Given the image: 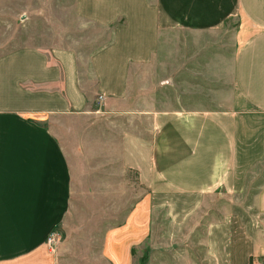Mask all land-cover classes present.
<instances>
[{
	"label": "crops",
	"instance_id": "crops-1",
	"mask_svg": "<svg viewBox=\"0 0 264 264\" xmlns=\"http://www.w3.org/2000/svg\"><path fill=\"white\" fill-rule=\"evenodd\" d=\"M74 5L101 32L0 25V264H264V183L252 228L235 211L264 161V0ZM235 17L240 109L169 108L160 51Z\"/></svg>",
	"mask_w": 264,
	"mask_h": 264
},
{
	"label": "rangeland",
	"instance_id": "rangeland-1",
	"mask_svg": "<svg viewBox=\"0 0 264 264\" xmlns=\"http://www.w3.org/2000/svg\"><path fill=\"white\" fill-rule=\"evenodd\" d=\"M74 3L75 0H0V25L7 26L15 35L19 31L18 24L21 23L19 15L26 12L31 17L28 22H37L43 28L48 26L47 30L41 31L45 35L54 33L49 29L50 22L57 26L56 31L61 25L69 22L73 26L69 33L75 37L101 32V27L95 24L89 23L85 26L87 22L75 15ZM41 6L48 12L46 19L36 16V8ZM241 21L239 17L228 20L224 30L220 32L179 31L173 34L169 45L160 51L161 63H158L161 80L165 77L168 80L167 89L161 94V99L169 108H229L235 102L240 109L236 96L235 100L233 98L229 65L237 49L235 36L241 30ZM81 27L83 29L79 30ZM97 47L83 49L90 53ZM213 54L221 58L217 59L218 64L215 66L220 67L214 75L211 73L213 68L209 63V58H212ZM263 183L264 161L254 168L250 177V187L243 192V200L235 209L244 221L243 224H247L249 229L256 223L253 219L254 215L258 214L255 198Z\"/></svg>",
	"mask_w": 264,
	"mask_h": 264
},
{
	"label": "built area",
	"instance_id": "built-area-1",
	"mask_svg": "<svg viewBox=\"0 0 264 264\" xmlns=\"http://www.w3.org/2000/svg\"><path fill=\"white\" fill-rule=\"evenodd\" d=\"M60 239L61 234H59L57 231H52L47 237V244L51 249H53Z\"/></svg>",
	"mask_w": 264,
	"mask_h": 264
}]
</instances>
